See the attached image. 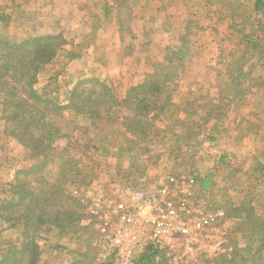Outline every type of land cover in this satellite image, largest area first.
<instances>
[{
	"label": "rangeland",
	"instance_id": "1",
	"mask_svg": "<svg viewBox=\"0 0 264 264\" xmlns=\"http://www.w3.org/2000/svg\"><path fill=\"white\" fill-rule=\"evenodd\" d=\"M45 1L0 0L1 33L20 39L54 32L66 40L37 74L34 88L40 94L66 104L78 80L97 78L121 98L142 82L104 78L89 60L76 58L93 44V21L104 4L105 18L110 15L122 22L121 47L114 46L113 53L125 56L133 51L137 45L133 31L138 27L165 31L160 41L165 46L157 52L161 61L154 72L172 56L174 77L167 89L155 94L164 106L149 111L150 126L137 138L126 129L135 120L121 118V113L93 125L83 118L60 119L68 137L54 153H75L85 182L72 184L70 190L81 199L89 225L78 237L71 231L43 229L37 239L38 264H68L71 256H76L77 264H118L107 235L123 224L115 209L120 203L144 218L132 255L136 260L150 243L151 222L156 217L148 201L158 199L173 203L182 222L191 227L187 233L174 227L160 245L166 264H222L220 257L234 247L233 241L246 242L248 231L239 223L237 209L244 212L250 204L264 218V0L258 9L253 7L255 0H76L67 6L57 5L58 0ZM201 53L206 69L199 76L188 74L192 59ZM84 65L90 71L80 75L77 71ZM128 110L123 104V113ZM35 162V156L5 136L0 126V201L11 197L16 170ZM53 173L48 166L46 172L28 176L29 188H39L41 176L50 178ZM203 180L208 184L202 190ZM8 211L4 212L12 218L14 213ZM203 221L193 228L195 222ZM11 223L0 219V258L19 236L20 228Z\"/></svg>",
	"mask_w": 264,
	"mask_h": 264
},
{
	"label": "trees",
	"instance_id": "2",
	"mask_svg": "<svg viewBox=\"0 0 264 264\" xmlns=\"http://www.w3.org/2000/svg\"><path fill=\"white\" fill-rule=\"evenodd\" d=\"M260 1L255 0L253 7L258 9ZM65 43L60 33L49 32L15 39L0 32V126L5 136L26 147L37 161L16 170L10 184L11 197L0 201V219L3 222L10 220L13 222L11 227L17 225L20 228L18 238L6 248L0 264H38L41 250L37 239L43 229H55L61 234L71 231L78 237L88 228L81 199L70 190L72 184L85 182V174L74 159V152L71 155L54 153L62 146L59 142L68 137L60 119L83 118L93 125L121 113V118L135 120L126 129L137 138L143 135L145 127L150 126L149 111L164 106L155 94L161 88L167 89V82L174 77V60L171 56L166 66L146 75L145 80L128 88L121 98L106 82L97 78H81L70 90L66 104H61L54 98L40 94L34 84L41 68L56 57ZM175 60L181 62V58ZM160 74H165V77L157 80ZM87 83L93 85L87 88ZM95 85L99 86L98 90ZM123 104L129 108L127 114L122 111ZM48 166L53 175L50 178L46 174L41 176V186L29 188L31 181L28 176L46 172ZM207 184L203 180L200 189H205ZM244 207V212L237 209L236 213L239 223L247 228L246 242L237 245L233 241L234 247L220 257L222 264H264V218L255 212L254 206L246 204ZM5 210L14 213L12 218ZM225 216H228L227 211ZM133 259L132 264H166L164 251L152 242L145 245L136 260ZM69 260L68 264L79 263L76 256H71Z\"/></svg>",
	"mask_w": 264,
	"mask_h": 264
},
{
	"label": "crops",
	"instance_id": "3",
	"mask_svg": "<svg viewBox=\"0 0 264 264\" xmlns=\"http://www.w3.org/2000/svg\"><path fill=\"white\" fill-rule=\"evenodd\" d=\"M44 3H47V0ZM55 3H57V5L59 6H67L70 4L75 5L76 0H58ZM105 6L106 5L104 4V8ZM144 7L146 6H143V8ZM156 10L157 8H155L153 11ZM98 11L99 12L97 14V17L95 18V21H93L94 29H92V37L95 40L93 44H89L90 47H87L86 49L76 54V58H86L87 60H89L91 65L94 67V70H96V72L99 71L100 75L107 79L119 78L122 80L127 79L128 81L130 79V81L136 83L138 81H143L146 75L154 73V67L161 61L160 54H158L159 50L161 51L162 46H165L164 41L160 42L163 36L161 34L165 33V31L155 32V30H151L147 32L146 30L148 29H146V26L143 29H140V27H138L137 32L133 31L132 37H137V43L135 42L137 45H135L133 51L125 56H117V54L113 53L112 48H114V46L116 45H120L119 39H121L122 22L120 21V19L111 17L110 15L105 18V10ZM102 15H104V17ZM140 21L142 24H144L145 20L141 19ZM82 24L85 23L83 22ZM104 27H106L107 29H103ZM102 30L103 33L105 32V30H107L106 34H102ZM89 34L86 35L89 36ZM98 38H101V40L99 41ZM143 39H145L146 42L143 41ZM204 59L205 56L203 53L196 54V58L192 59L191 61L193 68L191 67L190 73H188L189 71H187V73L193 74L195 76H199L200 74H202L206 69V67H204L202 63ZM87 65L90 64L87 63ZM87 65H84L80 69H78L77 73L83 75V73L90 71ZM130 67L135 68L136 71L133 73L128 72V69H130ZM132 75L136 76L134 80H132V77H130ZM69 87L71 88V84H68V89ZM66 102L67 101L65 100L64 103Z\"/></svg>",
	"mask_w": 264,
	"mask_h": 264
},
{
	"label": "built area",
	"instance_id": "4",
	"mask_svg": "<svg viewBox=\"0 0 264 264\" xmlns=\"http://www.w3.org/2000/svg\"><path fill=\"white\" fill-rule=\"evenodd\" d=\"M128 206L122 203L115 206L123 224L107 235L108 244L118 258V264H132L133 251L137 246L136 244L140 241L141 229L144 228L142 225L144 218L140 217L139 211L131 212ZM148 206H150L151 211L156 212V217L151 222L150 242L160 246L172 234L174 227L179 228L183 233H187L191 228L190 224L182 222L181 215L173 203L169 201L163 202L162 199H158L148 201ZM205 222L207 223L208 219ZM205 222H195L193 228H198ZM106 227L107 223L105 222L101 228L102 231H105ZM130 232L133 235H129Z\"/></svg>",
	"mask_w": 264,
	"mask_h": 264
}]
</instances>
